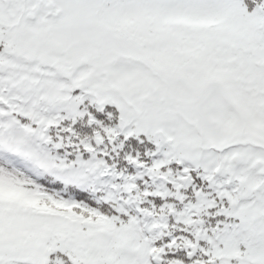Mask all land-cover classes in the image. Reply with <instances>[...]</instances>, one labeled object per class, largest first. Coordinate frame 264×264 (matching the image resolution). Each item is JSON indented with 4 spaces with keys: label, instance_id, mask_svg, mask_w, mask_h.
Here are the masks:
<instances>
[{
    "label": "snow or ice",
    "instance_id": "snow-or-ice-1",
    "mask_svg": "<svg viewBox=\"0 0 264 264\" xmlns=\"http://www.w3.org/2000/svg\"><path fill=\"white\" fill-rule=\"evenodd\" d=\"M0 264H264V0H0Z\"/></svg>",
    "mask_w": 264,
    "mask_h": 264
}]
</instances>
